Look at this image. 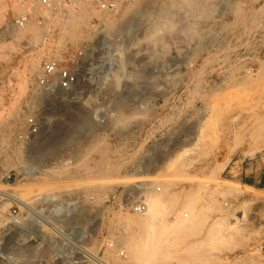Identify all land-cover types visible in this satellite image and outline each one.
Returning <instances> with one entry per match:
<instances>
[{"label":"rangeland","instance_id":"obj_1","mask_svg":"<svg viewBox=\"0 0 264 264\" xmlns=\"http://www.w3.org/2000/svg\"><path fill=\"white\" fill-rule=\"evenodd\" d=\"M9 9L0 0V189L34 206L73 196L92 220L90 248L110 238L125 251L113 264H264V216L252 212L264 190L232 181L244 166L264 171V0H135L109 17L71 9L12 37L1 32ZM91 17L97 34L85 30ZM47 31L68 47L105 41L104 80L39 87L55 50ZM36 115L41 133L21 137ZM144 197L148 216L130 207ZM6 198L0 253L21 262L10 210L25 208Z\"/></svg>","mask_w":264,"mask_h":264},{"label":"built area","instance_id":"obj_2","mask_svg":"<svg viewBox=\"0 0 264 264\" xmlns=\"http://www.w3.org/2000/svg\"><path fill=\"white\" fill-rule=\"evenodd\" d=\"M133 1L7 0L10 9L6 12V24L1 32L12 37L27 31L32 24L43 28L54 23L64 12L69 14L71 9L95 10L109 17ZM102 23L99 18L91 17L85 30L97 34ZM50 32H45L42 42L55 50L45 55L39 64V87L54 95L76 91L82 85L98 84L104 80L108 73V59L103 55L105 41H102L100 48H96L93 41L68 47L59 40H50ZM81 99L74 96L69 100ZM85 119L88 120L87 117ZM26 126V133L21 137L29 140L41 133L43 117L28 116ZM6 178L11 181L12 175L7 174ZM79 203L73 196L54 198L44 194L38 198L35 206L27 202L23 212L16 207L11 208L12 228L21 231L17 240L26 246V250L21 262L13 252L0 253V264H113L125 259V251L119 248L114 239L104 240L97 250L90 248L92 220L81 215ZM130 207L137 214H144L148 208L145 197L134 200Z\"/></svg>","mask_w":264,"mask_h":264},{"label":"crops","instance_id":"obj_3","mask_svg":"<svg viewBox=\"0 0 264 264\" xmlns=\"http://www.w3.org/2000/svg\"><path fill=\"white\" fill-rule=\"evenodd\" d=\"M232 181L262 193L264 190V171H258L257 168L253 169V165L250 167L244 166L235 172V175L232 176ZM254 197L252 212L255 211L256 214L264 216V196L255 195ZM262 256L264 259V244L262 245Z\"/></svg>","mask_w":264,"mask_h":264},{"label":"bare ground","instance_id":"obj_4","mask_svg":"<svg viewBox=\"0 0 264 264\" xmlns=\"http://www.w3.org/2000/svg\"><path fill=\"white\" fill-rule=\"evenodd\" d=\"M135 1V0H134ZM132 3V2H131ZM124 7V6H123ZM119 12V11H118ZM249 138H251V137H249ZM254 139H255V137H254ZM260 139V138H259ZM261 139H263V138H261ZM261 139H260V141H261ZM247 140V139H246ZM259 141V142H260ZM242 142V141H241ZM254 142H256V140H254ZM253 142V143H254ZM262 143H263V140L261 141ZM236 144V143H235ZM240 144V143H239ZM249 144V143H248ZM259 144V143H258ZM237 145V144H236ZM235 145V146H236ZM250 145V144H249ZM252 145V144H251ZM250 145V146H251ZM255 145V144H254ZM253 145V146H254ZM260 145H261V143H260ZM259 145V146H260ZM234 146V145H233ZM262 146L264 147V143L262 144ZM230 147H232V146H230ZM249 147V146H248ZM252 147V146H251ZM255 147V146H254ZM258 147V145L256 144V147H255V149L253 150V151H255L256 149H258L257 148ZM262 147V148H263ZM260 149H262L261 148V146L259 147ZM247 149V148H246ZM232 150H234V147L232 148ZM250 150V149H249ZM259 150V149H258ZM246 151V150H245ZM229 152H230V149H229ZM250 152V151H249ZM249 152H246V154H245V152H244V154L245 155H247ZM244 154H242V155H244ZM253 154V153H252ZM227 156V158H228V160H230L231 159V157L230 156H228V155H226ZM244 157V156H243ZM246 157V156H245ZM248 157H250V155H248ZM2 195H4V196H7V198L6 199H8V200H11V201H18L19 203H21L22 205H26V201H22L21 199H18L14 194H11V193H9V191H4V190H1L0 189V196H2ZM155 209V207L152 205V204H149L148 205V208H147V211L143 214L144 216H148L153 210Z\"/></svg>","mask_w":264,"mask_h":264}]
</instances>
